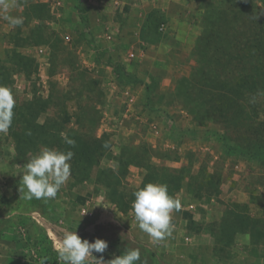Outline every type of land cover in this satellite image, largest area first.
Segmentation results:
<instances>
[{
	"label": "rangeland",
	"instance_id": "obj_1",
	"mask_svg": "<svg viewBox=\"0 0 264 264\" xmlns=\"http://www.w3.org/2000/svg\"><path fill=\"white\" fill-rule=\"evenodd\" d=\"M234 4L264 18V0H0V85L16 101L0 133V264H64L56 249L66 231L106 240L105 264L130 249L146 264H264V152L226 123H198L185 104L200 41L221 50L213 75L237 73L225 46L253 19H235ZM258 84L242 104L264 137ZM16 130L34 138L20 144ZM67 130L69 180L55 199H26L24 164L45 147L67 151ZM150 182L174 188L181 204L163 240L141 231L132 209Z\"/></svg>",
	"mask_w": 264,
	"mask_h": 264
},
{
	"label": "trees",
	"instance_id": "obj_2",
	"mask_svg": "<svg viewBox=\"0 0 264 264\" xmlns=\"http://www.w3.org/2000/svg\"><path fill=\"white\" fill-rule=\"evenodd\" d=\"M234 6V8L238 7L235 19L243 20V17H246V19H253V23H250L251 28L249 30L246 29V31H244L235 28L234 37L238 39L237 43L231 42V38L228 45L225 46L232 48L236 53L234 54L235 58L231 61L234 62L237 73L234 77H232V74L226 75L224 73L226 71H223L222 74L214 72L215 75H213V66L215 67L217 63L221 64V50H219V46L216 45V41L209 39H206V42L200 41L197 49L202 58L198 59V67L193 70L190 79L186 80L187 92L185 93L187 94L185 96V104L198 123L205 124L208 123L209 120H215L226 123L227 126L225 127H229L230 129L232 128L237 131L241 130L240 135L242 136L239 137L238 142L241 140V142H244L245 146L250 145L252 148L250 152L259 156L264 152V137L261 136L263 123L262 121L256 122L258 115L248 111L247 107H245L242 102L244 96L249 92L252 93L255 92L256 89H259V79L264 78V18L261 17V12L258 9L252 11L253 15L247 16L242 15L244 7L242 4H234ZM205 43L207 47L204 46ZM201 46H203L202 50ZM211 47L213 48V52L208 50V48ZM223 64H229V62L222 59V65ZM197 71L200 73V77H205L206 79H209L208 77H213L217 80H215L213 85L197 80ZM218 74L220 76H218ZM228 87H232V91H230ZM208 88H210L211 92L208 91ZM249 88L250 90H248ZM202 100L204 101L200 102ZM262 120L264 121V118H262ZM12 134L16 137V140L18 139L17 141L20 144L24 137H27L30 141L35 135L31 130L24 132H18V130H16L12 132ZM66 134L73 139V131L67 130ZM36 135L42 140L46 139L44 130L42 131L39 129L36 131ZM251 139H254V142H252ZM62 142L65 147L68 146L65 150H70V145H67L64 140ZM136 161L137 160H134V158L133 160H128L127 166ZM151 168L152 165H147L148 171L150 170V172L146 174L147 179L154 178V171L151 170ZM167 188L168 190L172 189L174 192V188H170L169 186Z\"/></svg>",
	"mask_w": 264,
	"mask_h": 264
},
{
	"label": "clouds",
	"instance_id": "obj_3",
	"mask_svg": "<svg viewBox=\"0 0 264 264\" xmlns=\"http://www.w3.org/2000/svg\"><path fill=\"white\" fill-rule=\"evenodd\" d=\"M22 23L21 20L13 21ZM16 101L12 90L0 85V133H7L12 126ZM62 139L67 145L75 147L76 141L66 133ZM74 156L72 150L61 151L55 148H43L33 155L23 166L22 182L27 189L25 198L28 200L55 199L62 186L71 176L70 161ZM135 199L132 209L138 227L154 240H163L172 233V212L179 211L180 201L172 197L166 184L147 183L134 192ZM108 242L96 238L94 242L82 239L75 231L63 233L56 251L64 264H105L103 253ZM94 253L101 254L99 257ZM146 264L141 262L139 249H130L115 256L107 264Z\"/></svg>",
	"mask_w": 264,
	"mask_h": 264
},
{
	"label": "built area",
	"instance_id": "obj_4",
	"mask_svg": "<svg viewBox=\"0 0 264 264\" xmlns=\"http://www.w3.org/2000/svg\"><path fill=\"white\" fill-rule=\"evenodd\" d=\"M49 264H52V263H49ZM58 264V263H57Z\"/></svg>",
	"mask_w": 264,
	"mask_h": 264
}]
</instances>
